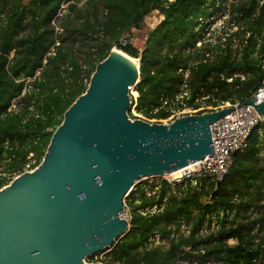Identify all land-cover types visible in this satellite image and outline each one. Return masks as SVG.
Wrapping results in <instances>:
<instances>
[{"label": "trees", "instance_id": "obj_1", "mask_svg": "<svg viewBox=\"0 0 264 264\" xmlns=\"http://www.w3.org/2000/svg\"><path fill=\"white\" fill-rule=\"evenodd\" d=\"M263 1L240 0L233 8L246 31L264 29ZM65 2L71 3L60 22L61 34L54 22ZM79 2L0 0V188L39 165L64 112L85 92L96 65L112 48L140 58L136 112L150 120L168 118L170 110L162 107L161 99L178 92L185 71L192 93L189 106L202 95L209 96L205 103L212 107L244 102L264 85V57H259L264 55L263 41L257 46L250 38L240 57L227 50L212 61H203L206 49H192L195 20L214 12L215 0H210L212 10L205 7L207 0H85L77 8ZM154 12L162 20L147 34L142 51L130 40L119 44ZM77 42L88 46L81 58L74 51ZM52 47L55 54L47 56ZM236 74L244 80L226 81ZM26 78H33L31 89L22 95ZM13 103L15 109L9 111ZM125 203L131 214L128 231L99 253L104 254V264H176L178 259L264 264V121L251 131L246 148L233 155L222 181L203 179L200 188L162 184L157 196H143L138 205L127 199ZM148 205L163 209L141 216L138 209ZM219 209L234 211V217L221 219L218 230L200 236L204 216ZM182 221L190 225L188 236L171 229ZM153 233L161 234L167 247L147 248L145 242Z\"/></svg>", "mask_w": 264, "mask_h": 264}, {"label": "water", "instance_id": "obj_2", "mask_svg": "<svg viewBox=\"0 0 264 264\" xmlns=\"http://www.w3.org/2000/svg\"><path fill=\"white\" fill-rule=\"evenodd\" d=\"M140 58L112 48L64 112L42 161L0 188V264L86 263L128 231L129 190L213 154L210 126L237 108L168 125L130 119ZM243 104L264 118V101Z\"/></svg>", "mask_w": 264, "mask_h": 264}, {"label": "built area", "instance_id": "obj_3", "mask_svg": "<svg viewBox=\"0 0 264 264\" xmlns=\"http://www.w3.org/2000/svg\"><path fill=\"white\" fill-rule=\"evenodd\" d=\"M264 2V1H263ZM262 2V3H263ZM240 3V0H215L214 8L215 11L207 16H200L195 20V24L192 28V34L194 36L193 50H204V60L212 61L218 57L225 55L227 50L232 51L238 57L246 45H248V39L252 38L257 41V46L264 42V29L261 32H249L246 31L239 18L241 15L233 8ZM261 3V5H262ZM205 7L208 10H212L210 6V0H207ZM63 8V7H62ZM61 8V10H62ZM60 10V11H61ZM60 14V13H59ZM59 16V15H58ZM129 42L126 36H122L119 39V44L125 46ZM59 45L56 42L55 47ZM55 47H52L47 53V56H53L55 54ZM191 50L190 46L184 49L185 52ZM264 57L260 55L259 57ZM46 61H43L45 64ZM264 68V58L261 62ZM39 72L36 73L38 75ZM188 77V71L184 73V81L179 87L172 98H162V107H168L170 115L168 118L163 120H152L155 123H161L168 125L174 119L199 114L205 111H218L225 108H237L230 112L222 119L213 123L210 126L213 154L205 157L203 160L193 162L188 166L179 169L177 171L156 177L142 178L137 181L133 187L127 193L126 199L128 203L135 205L140 204L143 196L151 198L157 196L160 192L162 184L175 186H191L193 188H200L203 179H210L212 181H222L227 175L229 168L233 162V155L236 152L243 151L247 146V138L251 131L263 122L264 118L260 117L253 106L243 104L244 102H224L216 107L208 106L205 101L209 98L208 95H202L193 99V104L189 106L187 103L192 99V93L186 82ZM240 78L244 80V76L236 74L231 78H227L226 81L231 83L233 79ZM33 78L25 79V88L22 92L24 95L29 89H31V83ZM202 91V89H201ZM131 95V109L137 108V97L138 94L134 90V87L130 89ZM255 99V104L264 101V85H261L251 95ZM14 103L8 109L14 110ZM130 109V110H131ZM145 121L151 123L150 119L143 118L140 114L138 115ZM32 156V154H30ZM28 167V166H27ZM163 209V205H148L142 206L138 209V213L143 217H150ZM123 218L128 220L131 219L130 206L124 203ZM201 226L198 229L200 236H205L214 232L220 228L221 219H232L234 217V211L230 209H219L217 213H210L204 216ZM171 229L178 230L181 234L188 236L190 234V225L182 221L179 225H171ZM175 233V232H173ZM168 245V241L162 238L161 234L153 233L149 236L145 242L147 248H165ZM103 264V263H102ZM176 264H200L198 262H188L184 259H178Z\"/></svg>", "mask_w": 264, "mask_h": 264}, {"label": "rangeland", "instance_id": "obj_4", "mask_svg": "<svg viewBox=\"0 0 264 264\" xmlns=\"http://www.w3.org/2000/svg\"><path fill=\"white\" fill-rule=\"evenodd\" d=\"M71 3V2H69ZM68 2H65L63 4V8L62 10L60 11V14H58V18L55 20V25H56V31L58 33H61L63 32L62 28H61V25H60V22L62 21V19L64 18V16L69 13V10L67 8ZM85 3V0H80V2L77 4V8H81L83 7ZM162 20V16L160 14H158L157 12H154L152 13L150 16L146 17L143 24H142V27L141 29L139 30H132V33L129 35L130 37L127 36V38L130 40V43L138 48L140 51H142L144 48H145V39H146V36L147 34ZM90 42V40H89ZM67 44H65L66 46ZM88 50V46H82V43L81 42H77L76 43V48H74V51L77 55V57H83L84 54L87 52ZM139 113L136 112V109H134L132 107V109L130 110L129 112V117H134V119H141V120H144L142 119L141 117L138 116ZM142 116V115H141ZM143 117V116H142ZM144 118V117H143ZM145 121V120H144ZM151 123H155L154 121H150ZM27 170L25 171H30V168H26ZM16 177V176H15ZM14 177V178H15ZM231 243H233L231 241ZM103 256L104 254H94L92 257L93 259L89 257H87L85 259V262L86 263H103ZM104 264V263H103Z\"/></svg>", "mask_w": 264, "mask_h": 264}, {"label": "clouds", "instance_id": "obj_5", "mask_svg": "<svg viewBox=\"0 0 264 264\" xmlns=\"http://www.w3.org/2000/svg\"><path fill=\"white\" fill-rule=\"evenodd\" d=\"M116 49V48H115ZM250 98V97H249ZM130 119H131V117H130ZM133 119V118H132ZM33 170V169H32Z\"/></svg>", "mask_w": 264, "mask_h": 264}]
</instances>
